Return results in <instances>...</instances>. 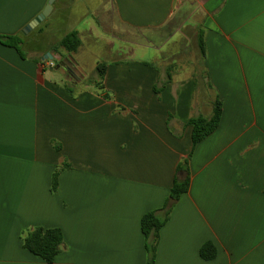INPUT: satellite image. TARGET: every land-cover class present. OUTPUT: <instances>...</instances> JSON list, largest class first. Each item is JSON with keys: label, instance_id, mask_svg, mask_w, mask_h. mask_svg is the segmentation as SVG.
Here are the masks:
<instances>
[{"label": "crops", "instance_id": "1", "mask_svg": "<svg viewBox=\"0 0 264 264\" xmlns=\"http://www.w3.org/2000/svg\"><path fill=\"white\" fill-rule=\"evenodd\" d=\"M49 1L0 0V35L23 40L22 54L0 42V264H149L141 219L164 207L189 156L154 264H264V0H53L24 33ZM100 29L167 35L177 59L155 48L149 61L109 60L101 85L97 69L83 85L59 43L76 31L78 53L107 41ZM216 99L220 124L193 149L188 121ZM34 227L62 230L53 262L24 247Z\"/></svg>", "mask_w": 264, "mask_h": 264}, {"label": "trees", "instance_id": "2", "mask_svg": "<svg viewBox=\"0 0 264 264\" xmlns=\"http://www.w3.org/2000/svg\"><path fill=\"white\" fill-rule=\"evenodd\" d=\"M0 42L5 45L15 47L22 54L20 45L23 40L21 36L0 35ZM198 42L200 53L202 57H204L206 55V47L202 30L199 32ZM80 45L81 39L76 31L66 34L59 43V46L66 49L69 53L76 52ZM106 67L107 65L105 62H99L96 66L99 75V81H97V84L99 85L102 83ZM222 110V101L220 99H216L213 106V112L210 117L198 115L189 119L188 123L192 127L193 149L199 142L218 128L221 121ZM189 160L190 156L179 163L177 167V176L170 189V194L164 207L158 211L153 210L145 213L141 219V228L145 236V245L148 251L149 264H154L155 262L159 242V232L161 228L169 220L174 204L189 189ZM68 166H70V164H63V167ZM180 171H185L183 178L179 175ZM59 172L60 170H56L54 173L52 191L57 189ZM22 239L23 245L27 250L49 263L55 260L56 256L62 251L64 245L63 232L60 228L34 227L23 233ZM199 253L202 258L210 260L216 257L217 249L211 241H208L201 246Z\"/></svg>", "mask_w": 264, "mask_h": 264}, {"label": "rangeland", "instance_id": "3", "mask_svg": "<svg viewBox=\"0 0 264 264\" xmlns=\"http://www.w3.org/2000/svg\"><path fill=\"white\" fill-rule=\"evenodd\" d=\"M92 18H94L93 15H90V19ZM87 25L88 20L81 22V27L86 28ZM99 32L102 33V35H106L105 37H108V39L111 37V39H106L107 41H105L104 39L89 37L85 40L87 43L86 47L82 48L78 53L72 52L74 53L73 55L77 62H80L82 70L85 72V74H83L82 72L77 71L79 76H85L83 85H92L91 82L95 81L94 78L97 73L95 65L99 61L106 62L109 60L124 58L133 60L145 59L149 61L153 58L152 55L155 48H162L163 53H165L168 57H172V51L175 49L174 46H176L172 44L171 41L168 43V36L163 34L157 35L154 38V35L148 32L140 34L139 32L136 33L129 31L125 34V36L120 38L112 35L115 31L109 32L106 29L105 32L103 29H100ZM107 32L112 34L107 35ZM109 41L114 42V46L112 47L109 45V48H107L105 44L109 43ZM140 45L144 46L145 49H149L147 54L142 52ZM43 47H45V44L43 43H40L37 46L38 49H42ZM130 48H133L132 53H130ZM28 52L29 51L27 50V53ZM172 58L173 61L177 59L174 57ZM68 83L70 85L73 84L71 79L68 80Z\"/></svg>", "mask_w": 264, "mask_h": 264}, {"label": "water", "instance_id": "4", "mask_svg": "<svg viewBox=\"0 0 264 264\" xmlns=\"http://www.w3.org/2000/svg\"><path fill=\"white\" fill-rule=\"evenodd\" d=\"M52 2H53V0H50L48 6L46 7V9L40 15H38L34 21H32L31 23H29L25 27L24 33H28L29 31H31L36 25H38L46 17V15H48L49 11L52 8L51 7ZM46 59H47V57H46Z\"/></svg>", "mask_w": 264, "mask_h": 264}, {"label": "built area", "instance_id": "5", "mask_svg": "<svg viewBox=\"0 0 264 264\" xmlns=\"http://www.w3.org/2000/svg\"><path fill=\"white\" fill-rule=\"evenodd\" d=\"M45 65L49 67H53L55 65V62L52 59H46Z\"/></svg>", "mask_w": 264, "mask_h": 264}]
</instances>
